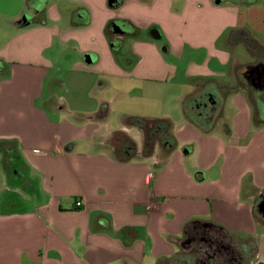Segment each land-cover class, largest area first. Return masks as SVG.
Here are the masks:
<instances>
[{
	"label": "crops",
	"instance_id": "crops-1",
	"mask_svg": "<svg viewBox=\"0 0 264 264\" xmlns=\"http://www.w3.org/2000/svg\"><path fill=\"white\" fill-rule=\"evenodd\" d=\"M108 1L0 0V182L15 194L9 209L0 197V264H179L194 227L242 241L261 227L264 95L240 82L250 58L236 41L264 40V0L177 11L158 0L121 12ZM117 15L159 23L175 61L144 36L120 47L105 33ZM56 48L76 54L73 97L55 93ZM83 75L102 95L81 91ZM128 96L153 98L155 109L124 108ZM128 118L168 120L171 151L156 144L141 155L143 131ZM116 131L135 144L127 161L115 156Z\"/></svg>",
	"mask_w": 264,
	"mask_h": 264
},
{
	"label": "flooded vegetation",
	"instance_id": "flooded-vegetation-1",
	"mask_svg": "<svg viewBox=\"0 0 264 264\" xmlns=\"http://www.w3.org/2000/svg\"><path fill=\"white\" fill-rule=\"evenodd\" d=\"M158 0H109L108 5L113 11L121 12L127 6H152ZM171 10L177 11L184 6L195 5L198 8L237 9L253 0H163ZM179 5L181 8H179ZM108 34L117 43H126L139 36L149 38L152 43L164 39L165 31L162 26L153 21L138 23L131 18L117 15L107 25ZM160 39H155L159 36ZM238 45L249 49V60L239 73V80L248 92L264 95V40L252 39L238 33ZM157 45V44H156ZM169 48L166 42L163 50ZM200 107L211 111L214 107L207 101L198 102ZM255 209L264 223V191L259 195ZM183 251L178 257L179 264H252L253 252L256 250L245 240H239L213 227H194L183 239ZM256 254V253H254Z\"/></svg>",
	"mask_w": 264,
	"mask_h": 264
},
{
	"label": "rangeland",
	"instance_id": "rangeland-1",
	"mask_svg": "<svg viewBox=\"0 0 264 264\" xmlns=\"http://www.w3.org/2000/svg\"><path fill=\"white\" fill-rule=\"evenodd\" d=\"M257 1H261V0H257ZM179 8H181L180 5H179ZM166 42H167V39H166V37H164V39L156 41V44L158 47H160V50L162 52L161 54H162V57L164 58V60L169 61V62L175 61L174 53H172V52L169 53L167 50L162 49L165 47ZM71 54H72V57L73 56L75 57V55H76L73 52L66 54V52L64 50H62L61 48H56L54 50V55L57 58L58 64L55 67L53 74H54V77L57 79L55 82H58V83L60 82L59 85L55 84L56 86H54V89H55V93H59L60 96L64 95V97H73L74 96L73 95L74 90L78 91V86L76 85L77 84L76 83L77 75H76V73L72 72L71 62H68V58H67ZM211 62H212L211 64H214L213 62H215V61H211ZM88 63H90V62H88ZM57 67H59V68H57ZM82 77H83V81L81 82V91H82V89H84L85 92L91 91L95 95H98V94L102 95V93L104 91V90H102L103 88H98V86L96 85V81L93 78H91L90 75H83ZM106 78H108V80L114 82L113 77L106 76ZM72 79L75 81V89H74V83H73ZM61 84H62V86H61ZM167 86H168V90H167V92L165 91L166 103H165L164 108H165V110H171V109H173L174 103L172 101H170V99H168V98L172 94V90L175 89V83L174 82H168ZM109 92H112V91H109ZM250 96L251 95H249V98H251L253 101V99L255 97H253V96L250 97ZM127 98L131 99V101H133V102L126 101V102L120 103V104L124 105L123 106L124 108L128 107L127 109H129L131 107H134L132 104H136L138 108H140L141 110H144V111H150V110L155 109V105H154L155 99H153V98H151L149 100L147 99L143 102H139L136 99L134 100L131 96H128ZM263 118H264V116H263ZM158 137L161 139L163 138L161 135ZM142 148H143V146H142ZM7 184L11 185L12 183L10 184V182H8ZM3 185H1V182H0V197H1V201L4 203V205L3 204L2 205L5 206L6 209H9V206H12V204H13L12 200L15 197V194L12 191L5 190ZM21 203L22 202H18L14 207L20 205ZM23 207H24V209H27L25 204ZM0 209H4V207L0 206ZM257 218L259 220L261 227H258V230L254 236V242H255L254 248H257V249L253 252L252 264H264V223L261 220L260 216H257ZM254 253H256V254H254Z\"/></svg>",
	"mask_w": 264,
	"mask_h": 264
},
{
	"label": "trees",
	"instance_id": "trees-1",
	"mask_svg": "<svg viewBox=\"0 0 264 264\" xmlns=\"http://www.w3.org/2000/svg\"><path fill=\"white\" fill-rule=\"evenodd\" d=\"M105 33L108 35L107 28L105 29ZM105 109L102 108L99 114H96L92 118L94 120L99 119L100 117H104ZM126 125L140 127L143 131V148L141 151V155L147 156L153 152V148L155 145H159L161 148H166L165 151H171V148H168V140L165 142V135L168 136V131L172 127L171 123L166 119L160 120H150V119H142V118H128L126 120ZM162 136L163 138H159L158 136ZM111 145L114 149L115 156L121 161H127L124 153H130L134 151L135 144L134 142L122 131H116L112 133L110 137ZM156 142V143H155ZM255 216L257 217V211L255 209ZM247 243L251 246H255V242L253 239H246ZM257 249V248H255Z\"/></svg>",
	"mask_w": 264,
	"mask_h": 264
},
{
	"label": "water",
	"instance_id": "water-1",
	"mask_svg": "<svg viewBox=\"0 0 264 264\" xmlns=\"http://www.w3.org/2000/svg\"><path fill=\"white\" fill-rule=\"evenodd\" d=\"M26 19H27V17H24L23 21H26ZM160 38H161V36H160V33H159V36L157 38H155V39H160Z\"/></svg>",
	"mask_w": 264,
	"mask_h": 264
},
{
	"label": "built area",
	"instance_id": "built-area-1",
	"mask_svg": "<svg viewBox=\"0 0 264 264\" xmlns=\"http://www.w3.org/2000/svg\"><path fill=\"white\" fill-rule=\"evenodd\" d=\"M81 204H82V202H81V201H78V202L76 203V206H77V207H80Z\"/></svg>",
	"mask_w": 264,
	"mask_h": 264
}]
</instances>
